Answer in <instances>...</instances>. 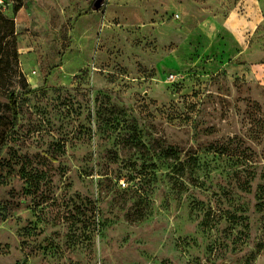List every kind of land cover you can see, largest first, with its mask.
<instances>
[{
  "label": "rangeland",
  "instance_id": "obj_1",
  "mask_svg": "<svg viewBox=\"0 0 264 264\" xmlns=\"http://www.w3.org/2000/svg\"><path fill=\"white\" fill-rule=\"evenodd\" d=\"M95 2L0 0V264H264V0Z\"/></svg>",
  "mask_w": 264,
  "mask_h": 264
},
{
  "label": "trees",
  "instance_id": "obj_2",
  "mask_svg": "<svg viewBox=\"0 0 264 264\" xmlns=\"http://www.w3.org/2000/svg\"><path fill=\"white\" fill-rule=\"evenodd\" d=\"M13 1L15 3L14 13L18 15L23 7V0ZM16 34L14 20L8 18L0 9V154L17 127L19 120L18 100L12 84L7 80L12 59L15 61V66H19ZM6 55L7 59L5 60ZM18 73L24 87H28L29 83L23 72L20 70Z\"/></svg>",
  "mask_w": 264,
  "mask_h": 264
},
{
  "label": "water",
  "instance_id": "obj_3",
  "mask_svg": "<svg viewBox=\"0 0 264 264\" xmlns=\"http://www.w3.org/2000/svg\"><path fill=\"white\" fill-rule=\"evenodd\" d=\"M103 1H104V0H97V1L95 2L96 7L99 8V7L102 5Z\"/></svg>",
  "mask_w": 264,
  "mask_h": 264
},
{
  "label": "built area",
  "instance_id": "obj_4",
  "mask_svg": "<svg viewBox=\"0 0 264 264\" xmlns=\"http://www.w3.org/2000/svg\"><path fill=\"white\" fill-rule=\"evenodd\" d=\"M124 185H125V183H124Z\"/></svg>",
  "mask_w": 264,
  "mask_h": 264
},
{
  "label": "flooded vegetation",
  "instance_id": "obj_5",
  "mask_svg": "<svg viewBox=\"0 0 264 264\" xmlns=\"http://www.w3.org/2000/svg\"><path fill=\"white\" fill-rule=\"evenodd\" d=\"M97 1V0H96Z\"/></svg>",
  "mask_w": 264,
  "mask_h": 264
}]
</instances>
